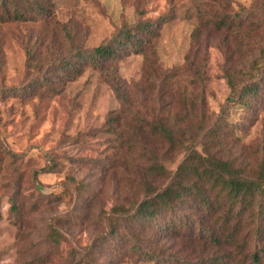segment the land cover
Returning <instances> with one entry per match:
<instances>
[{
	"label": "trees",
	"instance_id": "1",
	"mask_svg": "<svg viewBox=\"0 0 264 264\" xmlns=\"http://www.w3.org/2000/svg\"><path fill=\"white\" fill-rule=\"evenodd\" d=\"M254 1L235 10L230 0H194L202 21L192 35L185 66L155 70V77L146 72L143 85L128 86L119 75V62L132 53L145 55L151 50L173 14L154 20L139 16L99 46L86 49L70 22L60 24L53 17L51 0H0V23H37L48 28L55 22L74 49L66 56L59 52L51 56L46 68L25 87L28 96L36 95L34 87L36 92H56L91 68L120 103L100 130L109 144L106 156L84 163L96 166L92 180L72 175L67 183L77 202L73 213L89 211L105 195L106 187L111 190L116 203L109 213L99 214L108 231L101 242L95 237L86 247L70 249L63 264H264V169L258 164L253 172L249 162L240 164L231 153L241 138L227 120L235 106L247 111L264 102V0ZM212 35L220 36L216 47L223 54L222 70L230 89L217 115L209 113L206 104ZM241 36L250 43L251 57L246 59L230 49L232 39L238 42ZM51 37L50 43H57L55 32ZM34 40L35 45L31 44ZM29 41L28 59L38 63L45 35ZM181 75L190 76L196 97L165 85H172ZM154 78H162L163 83L155 84ZM178 157L180 161L171 169L168 164ZM97 176L100 183L94 189L92 181ZM107 177L110 183L105 184ZM11 211L20 216L15 200ZM64 225L60 218L47 225V233L40 237L45 255L48 249L58 254L65 241ZM105 241L111 243V250L104 254L107 261H98L97 250ZM37 256L25 264H49Z\"/></svg>",
	"mask_w": 264,
	"mask_h": 264
},
{
	"label": "rangeland",
	"instance_id": "2",
	"mask_svg": "<svg viewBox=\"0 0 264 264\" xmlns=\"http://www.w3.org/2000/svg\"><path fill=\"white\" fill-rule=\"evenodd\" d=\"M51 2L53 17L60 24L70 22L77 30L81 46L86 49L99 46L125 22L133 23L139 16L154 20L165 13L173 14V18L161 27L151 50L145 55L132 53L119 62V75L128 86L134 82L143 85L146 72L154 76L155 70L160 73L182 69L190 54L192 35L202 21L194 0ZM230 2L231 8L237 10L251 6L255 1ZM53 32L59 45L50 43ZM42 34L46 43L36 63L28 59L25 47L29 46L30 37L42 39ZM219 37L211 36L207 66L206 104L209 113L214 115L222 112L230 92L222 70L224 57L216 47ZM244 37L241 36L238 42L232 39L230 49L235 56L246 59L251 53L247 52L250 43ZM35 41L31 44L35 45ZM72 47L66 44L55 22L48 28L37 23H0V264H25L37 255L42 262L63 264L69 259L67 252L70 249L77 245L86 247L95 237L101 242L103 233L108 231L99 214L101 211L109 213L115 205L111 190L106 187L105 195L89 211L73 213L77 202L72 186L68 188L67 183L72 175L79 180H92V170L96 166L88 164L86 167L84 163H94L106 156L109 144L107 136L100 130L108 114L120 108L114 93L91 68L66 87H57L56 92L46 89L36 92L34 87L35 96L25 93V87L46 68L53 54L66 56L74 50ZM190 80V76L181 75L172 85H165L194 98L197 92H193ZM153 82L162 84L163 79L154 78ZM246 116L247 121L244 120ZM227 120L241 138L233 145L231 153L240 164V161L249 162L251 167L248 169L253 172L258 164L264 169V102L255 103L252 110L247 111L235 106L229 110ZM179 161L180 157L168 165L174 169ZM46 167L52 170L44 172ZM103 181L110 183V177ZM99 183L97 176L92 187L97 189ZM14 200L19 207V217L11 211ZM56 218L65 223L62 226L65 241L58 254L48 249L45 255L46 247L40 237L47 233V225ZM82 219H85L83 225L80 224ZM111 247L106 241L99 246L97 260L107 261L104 254L109 253Z\"/></svg>",
	"mask_w": 264,
	"mask_h": 264
}]
</instances>
